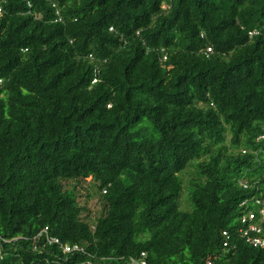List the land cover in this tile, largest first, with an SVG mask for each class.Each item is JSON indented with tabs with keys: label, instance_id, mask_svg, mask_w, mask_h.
<instances>
[{
	"label": "trees",
	"instance_id": "16d2710c",
	"mask_svg": "<svg viewBox=\"0 0 264 264\" xmlns=\"http://www.w3.org/2000/svg\"><path fill=\"white\" fill-rule=\"evenodd\" d=\"M262 136L264 0H0V264H264Z\"/></svg>",
	"mask_w": 264,
	"mask_h": 264
},
{
	"label": "built area",
	"instance_id": "2783aa9c",
	"mask_svg": "<svg viewBox=\"0 0 264 264\" xmlns=\"http://www.w3.org/2000/svg\"><path fill=\"white\" fill-rule=\"evenodd\" d=\"M56 14L58 16L56 22H60L61 17L59 15V12L57 11ZM208 52H211V49H208ZM260 138L264 139V136ZM255 204L256 206H258V214L254 212H249L241 218L242 226L239 228V234L240 237L244 239L249 245L255 248L264 249V227L262 226V224L264 223V197L262 199H257ZM223 235L227 240L230 239V236L227 232H225ZM40 238H44L45 243L47 245H58L63 251V254L67 256L85 253L84 248L80 245L61 244L59 239L51 238L47 230H44L38 235V239ZM225 246H227V244ZM79 264H149V262L147 254L142 253L140 256L137 257H129L128 259L115 260L114 263H102L98 260H87ZM207 264L214 263L212 261H208Z\"/></svg>",
	"mask_w": 264,
	"mask_h": 264
},
{
	"label": "rangeland",
	"instance_id": "374dc122",
	"mask_svg": "<svg viewBox=\"0 0 264 264\" xmlns=\"http://www.w3.org/2000/svg\"><path fill=\"white\" fill-rule=\"evenodd\" d=\"M192 179L191 173H187L185 175V181L187 184L188 181ZM91 180L85 181L80 183L79 185H76V191L78 192L79 196L82 197L83 201H87L88 208L92 211V217L98 218L100 215V205L98 201V196L95 193L96 189L93 188ZM75 183L69 182L67 185V188L74 187ZM90 195L91 197L88 199L87 196ZM180 209L183 212H190L192 210V204L189 202V195L187 194V191L183 193L180 200Z\"/></svg>",
	"mask_w": 264,
	"mask_h": 264
}]
</instances>
